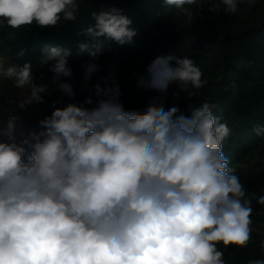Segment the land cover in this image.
Returning <instances> with one entry per match:
<instances>
[{
	"label": "clouds",
	"instance_id": "clouds-1",
	"mask_svg": "<svg viewBox=\"0 0 264 264\" xmlns=\"http://www.w3.org/2000/svg\"><path fill=\"white\" fill-rule=\"evenodd\" d=\"M83 0H0V28L57 27L75 21ZM245 0H163L191 24L205 5L233 15ZM251 6L255 0H246ZM78 54L88 81L100 70L94 61L102 41L131 44L137 31L115 7L91 13ZM18 55L23 56L21 51ZM71 50L45 47L41 65L56 88L74 97ZM31 64L9 63L0 55V77L24 92L18 107L44 103L51 89L37 84ZM193 59L158 55L139 76L137 87L160 94L143 112L125 110L121 90L110 78L95 84L97 97L69 102L39 121L18 144V117L0 128V264H226L219 246L246 247L252 208L230 166L224 143L231 134L213 105L165 110L170 86L196 97L207 81ZM258 136L264 127L255 126ZM257 202L264 205V195ZM247 264H264L252 259Z\"/></svg>",
	"mask_w": 264,
	"mask_h": 264
},
{
	"label": "trees",
	"instance_id": "trees-1",
	"mask_svg": "<svg viewBox=\"0 0 264 264\" xmlns=\"http://www.w3.org/2000/svg\"><path fill=\"white\" fill-rule=\"evenodd\" d=\"M113 7L122 10V14L131 20L130 27L137 31V35L131 44L125 45L100 38L101 46L117 50L128 60L126 67L134 72L133 86L158 55L175 54L190 59L199 57L205 61L202 79L207 84L200 89L195 102H184L168 93L157 103L162 102L165 110L177 106L185 115L190 114L189 105L198 107L205 102L213 105V114L220 117L221 122L231 130L223 151L244 185L252 216L264 222V205L257 202L264 195V176L252 179L246 173H239L233 166V162L241 161L248 153L257 149L264 151V136H258L254 131L257 125L264 127V0H255L251 6L245 0L233 15H225L223 11L209 12L205 5L199 14H202L203 21L199 20L200 17L196 20L210 25L212 29L209 30L219 35L220 38L213 41L205 40L206 35L200 32L201 36L197 27L181 25L174 28L173 25L178 24L173 17L176 10L167 8L163 0H83L75 21L40 28L37 34L2 33L0 55L18 57L23 51L20 63L24 64L49 44L68 47L78 43H94L83 34L84 29L95 24L91 13ZM213 42L216 43L211 45ZM136 69L141 70L140 73ZM139 91L145 98V104L134 105L132 110L143 112L150 98L160 96L155 91L145 92L141 88ZM225 249L222 251L226 264H247L252 259H264V236L251 231V239L246 247L232 245Z\"/></svg>",
	"mask_w": 264,
	"mask_h": 264
},
{
	"label": "rangeland",
	"instance_id": "rangeland-1",
	"mask_svg": "<svg viewBox=\"0 0 264 264\" xmlns=\"http://www.w3.org/2000/svg\"><path fill=\"white\" fill-rule=\"evenodd\" d=\"M173 17L178 20L179 24L178 25L177 23H175L177 25H173L174 28H179V26L181 25H188L192 27L194 26L200 29V31L196 29L199 34L200 32H203L207 36L204 37L207 41H213L220 38L219 35H216L209 30L212 29L210 25L201 24L200 21L196 20L199 17V20H202V14L201 16L197 15L191 24L186 21L185 17L177 14V11L176 14L173 15ZM180 21L181 23H179ZM40 28L41 27L38 26H30L28 28H22L20 30H13L8 27L0 28V41L2 40V33L5 34L22 32L37 34L40 31ZM215 43L216 42H213L211 43V45ZM80 44L81 43H78L68 47L56 44H49V46H46H59L71 50V55L68 58V66L72 69L73 75L71 77H61L60 82H65L72 85L75 94L73 98H69L67 95L60 92L56 88V84L52 82L54 73H52L50 70L48 71V68L51 67L53 62H49L48 64L42 66L40 63L42 52L39 55L29 59L28 63H30L32 66L31 71L35 83L45 84L52 90L50 95H45L44 103H33L26 106L24 109L19 108L18 104L23 99L24 92L22 90L14 88L11 82L0 77V128L7 127L10 115H15L16 117H18V122L15 128V140L18 144L30 132H39L41 130L39 121L42 120L45 116L50 115L54 110L53 101L57 102L55 104V107H63L69 102H75L78 104L83 103L87 97L91 96L93 99V104H85L84 106L89 108L91 106H94L97 97L95 95L93 86L97 83H100L101 87H104L102 78H110V84L115 82L119 85L121 90V96L119 99L123 103L124 107H126V110H132L131 107L134 108V105L140 106L141 104H145L143 103L145 102V98L140 94L137 84L133 86V84H135L132 77L134 72L130 71L126 67L128 60L117 50H109L108 48L101 46V53L94 61H92L100 66V70L94 73L88 81H85L83 79L84 70L82 68V65L89 62L90 57L86 52L83 54H78ZM86 44L91 45L93 43ZM8 58L10 64L19 66L23 65L20 63V56ZM198 58H194L193 60L195 61L196 65L202 70L205 68V61ZM138 69L136 70L138 73H140L141 70ZM144 91L146 92L145 89ZM178 91L179 89L177 88V86L173 84L172 86H170L168 93L173 95L174 92ZM177 99L183 100L184 102H195L198 99V95L189 99L187 98L185 93L180 92ZM7 139L8 138L6 136L0 137V140L3 141H7ZM233 166L238 169L239 173H246L251 176L252 179H258L261 176H264V151L257 149L251 153H248L241 161L233 162ZM251 220V231L257 232L264 236V222L255 219L252 215ZM219 248L220 250L226 251L223 245H220Z\"/></svg>",
	"mask_w": 264,
	"mask_h": 264
}]
</instances>
